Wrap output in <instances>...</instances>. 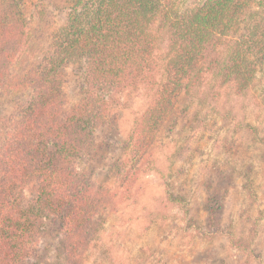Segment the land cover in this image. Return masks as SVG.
<instances>
[{
    "label": "rangeland",
    "instance_id": "1",
    "mask_svg": "<svg viewBox=\"0 0 264 264\" xmlns=\"http://www.w3.org/2000/svg\"><path fill=\"white\" fill-rule=\"evenodd\" d=\"M207 1L175 0V10L185 15ZM23 8L29 35L11 63L21 76L53 53L54 33L68 22L72 4L23 0ZM234 8L237 18L218 47L221 58L233 43L255 38L257 25L264 32V0H235ZM153 29L154 88L173 90L172 110L141 149L143 115L154 91L141 84L123 92L77 167L94 189H108L112 203L94 215L97 232L74 259L65 254L61 228L50 222L38 245L40 264H264V56L252 64L245 90L235 80L226 83L208 58L177 86L180 75L168 66L171 34L162 18ZM68 74L71 108L81 97L83 68L73 63ZM31 94L29 88L3 92L0 132ZM24 194L36 197L33 188ZM208 202L215 207L210 219Z\"/></svg>",
    "mask_w": 264,
    "mask_h": 264
},
{
    "label": "trees",
    "instance_id": "2",
    "mask_svg": "<svg viewBox=\"0 0 264 264\" xmlns=\"http://www.w3.org/2000/svg\"><path fill=\"white\" fill-rule=\"evenodd\" d=\"M70 2L68 22L54 33L53 53L21 76L12 73L11 63L28 39L29 21L23 0H0V96L16 88L32 92L0 132V264H40V237L52 221L61 228L65 254L72 259L96 234L94 215L112 203L111 195L108 189H94L77 167L109 124L113 105L129 87L153 89L143 115L141 149L172 110L173 90L154 88L153 26L159 18L174 44L168 66L180 75L174 78L177 86L208 58L226 83L235 80L245 90L254 76L252 64L264 56V32L257 25L255 38L233 43L221 58L218 47L237 18L235 0H209L185 15L175 10V0ZM73 63L84 76L81 97L70 108L65 83ZM27 188L36 192L31 201ZM206 208L214 218L211 202Z\"/></svg>",
    "mask_w": 264,
    "mask_h": 264
}]
</instances>
